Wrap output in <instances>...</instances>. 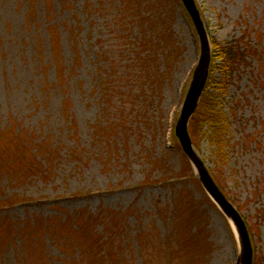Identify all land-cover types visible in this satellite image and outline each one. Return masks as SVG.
Here are the masks:
<instances>
[{"label": "rangeland", "instance_id": "rangeland-1", "mask_svg": "<svg viewBox=\"0 0 264 264\" xmlns=\"http://www.w3.org/2000/svg\"><path fill=\"white\" fill-rule=\"evenodd\" d=\"M183 3L0 0V264H237L173 140L203 44L209 65L233 41L255 53L219 101L223 154L189 140L264 264V0H192L203 40Z\"/></svg>", "mask_w": 264, "mask_h": 264}, {"label": "trees", "instance_id": "trees-1", "mask_svg": "<svg viewBox=\"0 0 264 264\" xmlns=\"http://www.w3.org/2000/svg\"><path fill=\"white\" fill-rule=\"evenodd\" d=\"M233 42L234 43H228L226 45H221L218 42L213 43L210 73L207 78V82L201 98L199 100L197 109L190 121L191 136L193 132L199 135L205 134L209 139L210 144L215 147L214 150H218L220 154H223L222 150L224 151L225 149V131L223 129L226 125V121L220 116L221 106L219 101L227 91L228 85L231 82V78L233 75L232 73L235 72L236 66L240 63H246V57H248L250 53H255V49H250L249 46L247 49L242 48L240 45L236 44V41ZM214 72H217L220 75L219 78L213 76ZM191 130L194 131L192 132ZM222 158L223 155H220V160ZM44 227L46 228V230L44 231L45 233L49 228L48 226ZM15 234L17 237L14 236V239H18L19 235L17 234V232H15ZM18 251L19 248L17 249L16 257V259H20L18 263L23 264L24 258H26V264H28V262L31 261L30 259L32 257H19ZM62 257L65 258V256ZM103 257L100 259L102 264Z\"/></svg>", "mask_w": 264, "mask_h": 264}, {"label": "water", "instance_id": "water-1", "mask_svg": "<svg viewBox=\"0 0 264 264\" xmlns=\"http://www.w3.org/2000/svg\"><path fill=\"white\" fill-rule=\"evenodd\" d=\"M183 2L185 4L186 8L188 9L189 13L191 14L192 18L196 22V24L198 26L199 33L201 34L202 40H203L204 35H203V32L201 31V26H200L198 19L196 17V13H195V10L193 7L192 0H183ZM201 55L202 56H201L200 63H199L197 70L194 74L193 80H192L191 85H190V89L187 93L185 102L183 104V109L181 112L180 120H179L178 125L176 127V135L179 138L180 144H181L184 152L188 155L191 162L196 166V168L199 172V176L201 178V181H202L204 187L206 188V190L210 194H212V196L219 203H221V205L224 206L225 210L235 219V223L238 227V231H239V235H240V239H241L242 254L240 256L241 257L240 264H251L252 252H251V247H250L249 240H248V235H247V232L244 228V225H243L242 221L240 220V218L238 217V215H236L234 210H232L228 205H226V202H224L223 200L220 199V196L218 195L219 192L216 191L217 189L214 188V186L212 185L210 179L208 178V175H206V173L203 171L200 162L192 154L190 141H189L187 131H186L187 121L190 118L191 114L193 113V111L196 107L198 98L200 96V93L202 91V88L204 86L206 76H207L208 57L206 55V50H205L204 44H203V50H202Z\"/></svg>", "mask_w": 264, "mask_h": 264}, {"label": "bare ground", "instance_id": "bare-ground-1", "mask_svg": "<svg viewBox=\"0 0 264 264\" xmlns=\"http://www.w3.org/2000/svg\"><path fill=\"white\" fill-rule=\"evenodd\" d=\"M189 89H190V87H189ZM231 225H232V228L235 230L234 232L237 233L236 236H237V238L239 240V234H238L236 228L234 227V225L232 224V222H231ZM240 254H242V248L241 247H240ZM240 259H241V257L238 258V263L237 264H240Z\"/></svg>", "mask_w": 264, "mask_h": 264}]
</instances>
